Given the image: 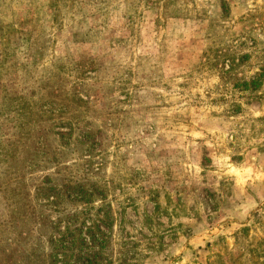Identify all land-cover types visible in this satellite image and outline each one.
I'll return each mask as SVG.
<instances>
[{"label":"rangeland","instance_id":"1","mask_svg":"<svg viewBox=\"0 0 264 264\" xmlns=\"http://www.w3.org/2000/svg\"><path fill=\"white\" fill-rule=\"evenodd\" d=\"M77 219L100 264H264V0H0V264Z\"/></svg>","mask_w":264,"mask_h":264},{"label":"trees","instance_id":"2","mask_svg":"<svg viewBox=\"0 0 264 264\" xmlns=\"http://www.w3.org/2000/svg\"><path fill=\"white\" fill-rule=\"evenodd\" d=\"M84 221L86 220L79 223L77 219L73 227L65 229V234L57 242L51 241L53 254L50 258L54 264H100V253L98 252L102 242L100 230L94 223L89 229L88 241L85 243L81 229ZM103 240L105 241L106 237ZM87 243L88 247L83 250Z\"/></svg>","mask_w":264,"mask_h":264}]
</instances>
